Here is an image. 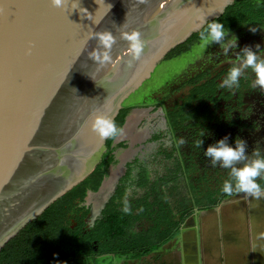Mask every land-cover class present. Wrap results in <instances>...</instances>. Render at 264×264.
I'll list each match as a JSON object with an SVG mask.
<instances>
[{
  "label": "water",
  "instance_id": "95a60500",
  "mask_svg": "<svg viewBox=\"0 0 264 264\" xmlns=\"http://www.w3.org/2000/svg\"><path fill=\"white\" fill-rule=\"evenodd\" d=\"M234 1L68 0L54 8L50 0H0V249L94 171L106 139L91 130L92 117L114 119L170 50ZM105 31L115 43L101 67L89 34ZM131 31L144 41L136 60L123 39ZM181 237L183 264H199L196 241Z\"/></svg>",
  "mask_w": 264,
  "mask_h": 264
},
{
  "label": "flooded vegetation",
  "instance_id": "af4514ba",
  "mask_svg": "<svg viewBox=\"0 0 264 264\" xmlns=\"http://www.w3.org/2000/svg\"><path fill=\"white\" fill-rule=\"evenodd\" d=\"M247 3L249 9L244 15L237 14L243 9L234 10V14L218 20L229 30L221 43L227 47L234 35L237 47H229L225 53L220 44L213 43L200 54L199 33L205 24L170 50L150 77L123 101L118 112L124 111L123 134L109 142L106 139L105 151L96 165L108 160L105 174L96 191L88 189L82 201H74L87 213L84 217L80 211L71 215V228L83 235L92 233L105 211L115 210L129 235L128 249L155 245L176 223L178 233L174 237L180 242L181 233H186L187 243L193 246L198 233H192L195 229L186 227V221L208 209L203 205L216 201L212 208L218 207L235 195L220 191L223 181L230 178L228 170L211 167L203 152L228 136L230 145L236 138L246 141L250 158L256 147L264 155V90L253 86L250 73L241 78L238 88L219 87L245 46L256 51L255 45H260L264 51V0ZM199 139L204 141L201 148L195 146ZM110 177L111 186L103 188L102 197L100 189ZM258 182L264 187V180L258 178ZM125 198L130 214L121 211ZM113 244L107 236L92 240L96 256L90 254L85 262L91 264L100 257L114 261L119 251L111 250ZM101 249L103 254H98Z\"/></svg>",
  "mask_w": 264,
  "mask_h": 264
},
{
  "label": "trees",
  "instance_id": "16d2710c",
  "mask_svg": "<svg viewBox=\"0 0 264 264\" xmlns=\"http://www.w3.org/2000/svg\"><path fill=\"white\" fill-rule=\"evenodd\" d=\"M252 1L257 0H236L226 8L221 17L214 20L218 21L234 14V10L243 9L237 14L238 17L244 15L246 9H249V5L245 3ZM123 117L124 111H121L115 118L118 126H121ZM108 162V160L103 161L86 179L53 202L36 219L7 241L0 249V264H88L85 259H88L90 254H94L91 241L106 236L114 242L111 245L112 251H119V255L125 254L129 258H139L149 254L153 249H159L167 240L176 236L178 223L173 225V230L161 234L155 245L143 249L138 245L137 248L128 249L129 235L122 226L121 215L115 210H106L92 233L83 235L78 229L71 228V215L80 211L84 217L87 213L86 209L77 208L74 201H82L88 189L91 191L98 189ZM215 204L216 201L203 206L206 209V206L212 208ZM103 251V249L99 250L98 254H103ZM94 264H98L97 261Z\"/></svg>",
  "mask_w": 264,
  "mask_h": 264
},
{
  "label": "clouds",
  "instance_id": "9594fccd",
  "mask_svg": "<svg viewBox=\"0 0 264 264\" xmlns=\"http://www.w3.org/2000/svg\"><path fill=\"white\" fill-rule=\"evenodd\" d=\"M67 2L68 0H50V4L54 8H62ZM74 4L76 3L74 2ZM204 23L206 27L199 33L198 52L200 54H203L206 48L213 43L220 44L225 53H227L229 47H237V37L234 35L227 41V47L221 43L229 35V30L225 28L223 23L216 20L209 21L207 18H205ZM251 31L255 32L256 29H251ZM89 36L95 38L98 43V47L90 53L91 59L101 67L110 63L112 60L111 49L115 43L112 33L105 31L90 33ZM123 39L128 42V53L131 59H139L144 49L141 33L138 31L125 32L123 33ZM255 49L256 51H253L250 46H245L242 49V55L236 57V61L221 81L220 88L229 90L238 88L241 78L250 73L253 77V86L264 90V51H261L260 45H255ZM90 127L101 140L115 139L123 134L122 127L118 126L114 119L104 115L93 116ZM228 140L229 137L225 136L210 144L203 152L211 167L219 166L228 170L230 178L223 181L220 191L228 196H232L234 193H243L245 196L257 200L264 198V187L258 182V178L264 180V155L256 147L250 158L246 155V141L236 138L233 144L230 145ZM181 143H184V141H181ZM203 143L204 141L199 139L196 141L195 146L201 148ZM244 161L247 162L243 163L242 167H236L238 163ZM121 211L124 214H130L131 212L126 198L123 201Z\"/></svg>",
  "mask_w": 264,
  "mask_h": 264
},
{
  "label": "rangeland",
  "instance_id": "374dc122",
  "mask_svg": "<svg viewBox=\"0 0 264 264\" xmlns=\"http://www.w3.org/2000/svg\"><path fill=\"white\" fill-rule=\"evenodd\" d=\"M185 226L198 233L199 264H264V198L235 194L218 207L197 212ZM182 245V237L180 242L174 237L139 258L117 255L110 261V257H100L97 263L183 264Z\"/></svg>",
  "mask_w": 264,
  "mask_h": 264
},
{
  "label": "bare ground",
  "instance_id": "6f19581e",
  "mask_svg": "<svg viewBox=\"0 0 264 264\" xmlns=\"http://www.w3.org/2000/svg\"><path fill=\"white\" fill-rule=\"evenodd\" d=\"M198 18H196V19H193V20H191V21H189V22H187V23H190V22H194V21H196ZM187 23H185V24H183V25H181L180 27H178V28H176V29H174L173 31H171V32H169V33H167V34H165L164 36H162L160 39H161V41L159 42V41H157V44H156V47H158V48H161V47H163L164 46V43L166 42V41H168V39H170V38H175L177 35H178V33H179V31H180V29L183 27V26H185ZM158 48H157V50H158ZM148 55H147V58L146 59H149V58H151L155 53H154V49H153V46H151L150 48H149V51H148ZM147 61H145V60H143V63L141 64V66L144 64V63H146ZM145 65V64H144ZM143 65V66H144ZM135 116V115H134ZM129 125V124H128ZM128 127V126H127ZM93 136H94V134H90V138L92 139L93 138ZM85 161V160H84ZM84 164V163H83ZM115 175V174H114ZM110 179H111V177H110ZM112 180L113 179H111V180H104V182H103V184H102V188L100 189V195L103 197V188H105V187H109V186H111V183H112ZM95 194V193H94ZM105 195V194H104Z\"/></svg>",
  "mask_w": 264,
  "mask_h": 264
},
{
  "label": "crops",
  "instance_id": "0c3cea01",
  "mask_svg": "<svg viewBox=\"0 0 264 264\" xmlns=\"http://www.w3.org/2000/svg\"><path fill=\"white\" fill-rule=\"evenodd\" d=\"M185 237H187V236H185ZM187 239V238H186Z\"/></svg>",
  "mask_w": 264,
  "mask_h": 264
}]
</instances>
